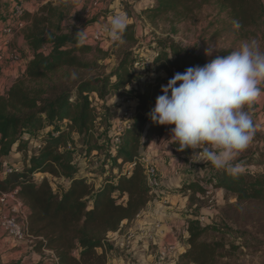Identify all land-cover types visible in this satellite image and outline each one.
<instances>
[{"label": "trees", "instance_id": "16d2710c", "mask_svg": "<svg viewBox=\"0 0 264 264\" xmlns=\"http://www.w3.org/2000/svg\"><path fill=\"white\" fill-rule=\"evenodd\" d=\"M206 5H213L226 15L229 32L244 38L259 35L264 41V0H154L142 14L152 22L167 18L181 22L194 17ZM67 10L54 7L49 0L33 14L25 15L29 24L23 29V37L32 57L22 78L0 95V153L7 154L13 145L25 150L26 133L38 137L40 145L26 155L20 168L9 173L0 168V191L17 189L28 213L29 232L35 237V251H51L56 264H107L109 252L114 249L110 235L118 232L124 222L132 221L154 199L139 159L148 144L166 132L165 125L156 124L149 115L156 98L163 94L161 86L174 74L209 61L193 48L169 38L158 39L154 41L159 50L151 58L148 77L134 70L133 64L141 52L130 49L124 50L116 65L99 77L54 82L49 74L85 67L80 56L90 49L79 28L63 26ZM132 29L133 24H128L123 36L130 44L136 41ZM44 79L48 83L37 84ZM109 94L135 100V114L130 128L119 135V143H110L115 176L93 184L73 163L69 150L74 143L71 133L86 141L93 138L99 117L93 99L103 101ZM116 113L117 109L98 118L103 130L108 132ZM49 127L55 132L38 134ZM173 148L181 155L192 153L191 149L177 151L175 144ZM94 149L90 147L89 151ZM131 163L135 165L128 172L126 167ZM257 163L263 165L261 172L243 171L233 178L214 169L205 180L197 178L181 189L195 195L212 187L232 194L237 201L264 200V156H259ZM48 177L62 183L53 185ZM220 231L219 226L202 224L196 213L192 214L186 226L187 247L178 255L176 264H219L228 255L225 243L214 237L213 233ZM223 231L233 232L230 228Z\"/></svg>", "mask_w": 264, "mask_h": 264}, {"label": "rangeland", "instance_id": "374dc122", "mask_svg": "<svg viewBox=\"0 0 264 264\" xmlns=\"http://www.w3.org/2000/svg\"><path fill=\"white\" fill-rule=\"evenodd\" d=\"M91 1H97V6L93 7ZM153 4L154 0L150 3L148 0H84V8L75 13L72 14V9L68 8L63 26L68 29L79 28V31L86 35L85 42L90 49L80 56V60L86 66L60 70L48 76L54 82H68V80L76 82L86 78L99 77L116 65L124 50L132 49L134 53L141 52V54L152 58L159 50L158 47H155L156 42L154 41L158 39L169 38L183 46L193 48L209 62L218 56L229 55L243 41L254 39L258 42L261 51L264 50V41L260 39L259 35L258 37L244 38L237 32H229L228 28H231L228 26L229 20L213 5L204 6L189 20L171 22L167 18L152 22L145 14H142V10ZM102 13H108L109 18L117 13L125 14L128 24H133L135 43L130 44L123 40L121 44H113L107 38L98 42L93 41L91 31L95 22L104 26L109 20L106 17L100 18ZM28 24L29 21L26 20V26ZM21 33L23 34V30ZM28 50L30 51L29 48ZM206 50H209L210 54L206 55ZM18 63L8 67L4 65L3 71L0 72V95H3L17 79L22 78L25 69ZM149 67L142 72L138 68H134V70L148 77L150 75ZM161 74L164 73L161 72ZM43 82L48 83V80L44 79L37 84ZM113 95L109 94L99 102L93 99L94 95L91 96L100 118L113 114L115 109L118 111L120 104L118 99L122 97L118 98V94ZM133 101L135 102V100ZM255 106V109L249 110L255 128L254 138L247 150L235 162L243 166L244 172L249 173L261 172L263 168V165L258 164L257 161L259 156H264V95L256 102ZM98 118L93 129V138L86 141L75 132L71 133L74 143L69 147L73 153L74 165L79 168L80 174L85 175L88 181L93 184L99 183L104 177L115 176L113 172L115 165L109 155L111 139L108 137V132L101 128ZM63 127L64 124H61L60 128ZM54 130L53 127H49L44 131H38V134L42 136L49 131L55 132ZM24 135L27 137V140L23 139L27 142L25 150H18L17 145H13L7 154L0 153V168H4L7 163L14 168H20L26 155L35 151L38 144L40 145L38 137L32 133ZM90 147L95 149L89 151ZM192 154L180 157L182 168L178 170L179 175H182L181 179H185L187 172L191 174V171H194L196 174H193V180L197 178L205 180L214 168L210 163L193 162L196 157ZM48 178L53 185L62 183L59 179ZM188 184L183 186L186 187ZM181 187H178V190ZM185 193H188L189 199L193 200L192 214L196 213L198 218L203 216L202 224H213L222 230L219 233H213L215 238L221 239L225 243V248L228 250L227 257L220 259L219 264H264V200L237 201L235 196L219 188H212L213 199L211 202L208 201L209 198L205 194L197 192L195 195H191L190 191H185ZM225 228H230L233 232L223 234ZM168 259L164 263L176 264L178 256L174 263L172 260L167 261Z\"/></svg>", "mask_w": 264, "mask_h": 264}, {"label": "clouds", "instance_id": "9594fccd", "mask_svg": "<svg viewBox=\"0 0 264 264\" xmlns=\"http://www.w3.org/2000/svg\"><path fill=\"white\" fill-rule=\"evenodd\" d=\"M51 2L72 9V14L84 8V0ZM127 27V16L117 13L98 28V35L121 44ZM161 92L149 115L158 125H174L169 143L177 151L191 149L193 162L210 163L238 178L244 168L235 162L255 134L249 110L264 95V51L258 42L243 41L225 57L174 74Z\"/></svg>", "mask_w": 264, "mask_h": 264}, {"label": "crops", "instance_id": "0c3cea01", "mask_svg": "<svg viewBox=\"0 0 264 264\" xmlns=\"http://www.w3.org/2000/svg\"><path fill=\"white\" fill-rule=\"evenodd\" d=\"M18 1L25 3L28 15L36 12L49 0H0L1 24H11L10 12ZM107 14L102 13L100 18H109ZM12 49L19 51L18 64L23 69L32 57L21 31L12 36L0 34V72L4 65H15L8 61V54ZM165 127V134L155 137L144 151L157 168L159 186L153 191L154 199L132 221L124 222L118 232L110 235L114 249L109 252L107 264H155L156 251L160 245H175L178 255L187 247L186 226L188 219L192 217L193 201L185 193L186 190H178V187L192 182L196 172H187L186 178L181 179L182 175H179L178 170L182 168V162L179 159L184 155L176 153L173 144L169 143L173 125ZM4 210L5 207L0 205V212ZM127 232L133 236L128 249H123L120 244ZM32 244L16 242L0 228V264H55L49 252L35 251ZM169 258L167 261L172 260L174 263L176 256Z\"/></svg>", "mask_w": 264, "mask_h": 264}, {"label": "built area", "instance_id": "2783aa9c", "mask_svg": "<svg viewBox=\"0 0 264 264\" xmlns=\"http://www.w3.org/2000/svg\"><path fill=\"white\" fill-rule=\"evenodd\" d=\"M148 1L150 3L152 0ZM91 5L93 7L97 6V1H91ZM27 12L28 9L24 2H16L10 12L11 24L0 23V34L3 36H12L14 33L22 31L26 26L25 15ZM102 26V24H98L95 22V26L91 31L93 41L98 42L106 38L103 35H98V28ZM8 61L11 64H17L20 61V55L17 50H10L8 54ZM150 61L151 58H149L145 54L140 53L133 64V68H138L142 72L150 66ZM118 101L120 102L118 111L116 113V116L112 119L111 126L108 130V137L111 139L113 146L119 143V135L123 131L130 128L135 114V102L133 100L130 101L125 100L124 98H120L118 99ZM23 139L27 140V137L24 135ZM190 160L192 161L191 158ZM139 162H141L144 167L147 184L151 187L152 191H154L159 186L156 166L151 162L150 157H148L146 154H143L140 157ZM134 165L135 163L127 165L126 170L129 172ZM3 169L4 173H9L15 168L11 164L7 163L4 165ZM211 193L212 187H206L204 194L207 198H209V202H211L213 199ZM0 205L2 207H5V210L0 212V228L3 230V232H5L16 242L33 243L35 237L32 236L29 232L28 213L27 210L23 207L22 202L17 195V189L8 192L0 191ZM198 219L200 222H202L204 217L200 216ZM132 236L133 235L130 232L125 233L123 235V241L120 244V247L123 249H128L132 240ZM46 251L49 252L56 264V259L53 253L48 250ZM170 256H178L177 247L171 244L160 245L156 251L155 263L163 264L164 261Z\"/></svg>", "mask_w": 264, "mask_h": 264}]
</instances>
